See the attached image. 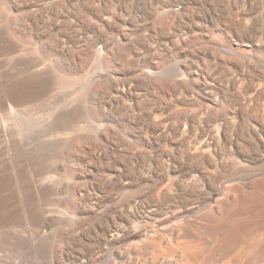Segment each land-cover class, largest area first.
Wrapping results in <instances>:
<instances>
[{"label":"bare ground","instance_id":"obj_1","mask_svg":"<svg viewBox=\"0 0 264 264\" xmlns=\"http://www.w3.org/2000/svg\"><path fill=\"white\" fill-rule=\"evenodd\" d=\"M261 244L264 0H0V264Z\"/></svg>","mask_w":264,"mask_h":264},{"label":"rangeland","instance_id":"obj_2","mask_svg":"<svg viewBox=\"0 0 264 264\" xmlns=\"http://www.w3.org/2000/svg\"><path fill=\"white\" fill-rule=\"evenodd\" d=\"M12 15H14V13H12ZM213 33H215V34H213V37H214V36H216V37L218 36V31H214ZM216 37H214V38L217 39L218 37H217V38H216ZM206 42H207V41H204V40L202 41V43H201V41H200V42L198 41V42H196V45H195V46H196V47H199L200 45H201L200 47L208 46V43H206ZM198 45H199V46H198ZM238 50H239L240 54H247V52H246V50H245L244 48H241V49L239 48ZM82 150L85 151V147H83ZM221 241H223V238H222V237H221ZM223 242H224V241H223ZM261 245L263 246L264 244H261ZM263 249H264V248H263ZM262 254H263V253H262ZM262 254H260V255L262 256ZM245 255H246V256H245ZM245 255H243L244 257H242V259L240 260L241 262H240V261H239V262H236V261H233V260H232V261L229 260L230 262H229V261L227 262V260H228L229 258L226 259V261L223 260V262L225 261V264H227V263H228V264H229V263H232V264H236V263H237V264H246V263H247V264H250V262L248 261V260H249V259H248V258H249V257H248L249 255H247V254H245ZM261 256H259L260 258L258 259V261H256L255 264H258V263H260V262H261V264H264V255H263V258H262L263 260H261ZM242 260H243V261H242ZM244 260H245V261H244ZM223 262H221L220 264H222ZM243 262H245V263H243ZM223 264H224V263H223Z\"/></svg>","mask_w":264,"mask_h":264}]
</instances>
